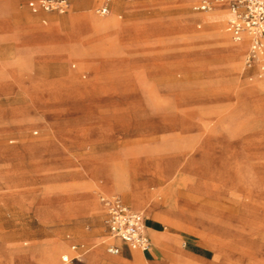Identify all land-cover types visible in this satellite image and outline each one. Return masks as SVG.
<instances>
[{
  "label": "rangeland",
  "instance_id": "rangeland-1",
  "mask_svg": "<svg viewBox=\"0 0 264 264\" xmlns=\"http://www.w3.org/2000/svg\"><path fill=\"white\" fill-rule=\"evenodd\" d=\"M13 1L28 11L26 0H0V264H16L35 239L63 241L59 263L70 243L87 251L84 261L94 250L109 255L106 244L119 241L106 237L100 197L112 195L143 215L151 237L156 260L125 245L132 264H192L191 252L205 264H264V70L246 65L247 50L218 44L225 22L204 29L199 17L213 9L116 0L114 32L71 20L74 37L48 38L59 31L52 18L88 10L107 18L102 1L67 0L65 13L40 11V37L31 33L27 51L12 52ZM59 61L69 68L62 77L39 73ZM87 164L144 183L151 206L128 203L106 178H90ZM74 199L79 207L67 215ZM218 244L229 253L218 255Z\"/></svg>",
  "mask_w": 264,
  "mask_h": 264
},
{
  "label": "crops",
  "instance_id": "crops-1",
  "mask_svg": "<svg viewBox=\"0 0 264 264\" xmlns=\"http://www.w3.org/2000/svg\"><path fill=\"white\" fill-rule=\"evenodd\" d=\"M29 1L30 0H26V7H27L29 12L26 9H24V8L23 9L19 8L17 1H13L8 7H6V12H7V14L9 13V18L11 19V25H12V29H11V33L10 34L12 35V39H14V41H17V42H12V44L8 45L10 47V51H12V52H15L17 50H19V51H27V48L25 47L24 41L31 36V33H33V35H36L37 37H40V33H39V27L40 26H38V19H39L38 13L40 11H42V10L33 11L29 7V4H28ZM101 1L104 3V0H101ZM103 3H102V5H103ZM80 4L89 5L88 3H86V0H80ZM119 6H120L119 2L116 3V0H113V6H112V10H111V11H113V15H116L115 8H117ZM110 7H111V3L109 4V8ZM109 14H110V11H109ZM109 14L107 16H104V17H108ZM72 17L75 18V19L76 18L82 19L83 15L74 13L73 15H71V16L68 15V16H66V17H64L62 19H60V18H52L51 21L53 22V25L58 26L59 31L58 32H54V31L51 32L50 31V33H49V35L47 37L50 38L53 35L54 36L56 35L58 38H60V37L62 38L63 36H66L68 38H72V36L74 37V35H76V33L73 31V28H72L71 23H70L71 20H72ZM227 17H228V14H227ZM76 21H74V22H76ZM64 22H65L66 25H68L69 28H68V31L66 33L62 34L61 33L62 32L61 25ZM78 22H81V21L78 20ZM83 23H84L85 27L88 26V23H85V22H83ZM172 24H174V22H172ZM225 25H226V29L225 30H226V33H227L228 31H227L226 20H225ZM217 38H218V44L221 45V41L220 40H222V35L218 34ZM249 45H250V39L248 40V45H247L248 48H249ZM247 53H248V50H247L246 54ZM253 67H257V65H254ZM68 69L69 68H68L67 64L65 62H63V61H59L57 63H51V64H48V65L40 66L38 68V70H40L39 73L41 75H45V76L52 75V76H56V77H62L63 74ZM106 166L104 164H102V165H96V164L95 165H90V164H87V166H86V174L90 178L94 177V175L95 176H100L101 175V177L106 178L108 180V183L110 184V188L112 189V184H113L112 168L109 167L107 169ZM140 183L144 187L147 188L146 189V197L147 198L148 197H152L153 198L151 191L148 190V187L145 186L144 183H142V182H140ZM123 194H124L125 197H127L126 196L127 193H123ZM139 194H140V192L138 193V192L134 191V197L135 198ZM127 201H128V199H127ZM128 203H129V201H128ZM125 204L129 208H131L130 204L129 205L127 203H125ZM154 204L157 207H163L162 205L159 204V200L155 201ZM94 206H95L96 209L99 210V206L97 205V203H94ZM37 207H44V206L43 205H38ZM66 207H69L67 215H70V212H71V214H73L74 211H75V207H79V206L76 204V200L74 199L73 203L68 205V206H66ZM173 207H176V205L173 206ZM132 210H135V209H132ZM173 210L170 212V214L173 215L174 217H177L176 214H175L176 212H174ZM135 211H137V210H135ZM38 215L41 218H43L42 217L43 215L41 213H39ZM103 215H104V210H103ZM155 223H159V222L155 221V222H153L151 224L152 228L155 231H157V232H165V231H161V230L155 229L154 226H153ZM105 229H106V227H105ZM163 229H165V228H163ZM106 231H107V229H106ZM146 232H147L148 238L150 240V245H151L152 241H151V237H150V234H149V231H148L147 228H146ZM106 237L109 238V239H112L114 241H119L118 244H115V243L106 244L105 251L109 255H106V254L102 253L100 250H94V251L89 252L87 254L86 260L84 261L82 257L87 251L86 252L82 251L79 248V245L76 244V243H70L68 245V250L65 253L61 254L60 263L57 261V254L59 253V251L63 250V248H64L63 247V244H64L63 241L53 240V241L46 242V241H43L42 239H35L37 241H33L32 242L33 243V247H31L33 249V251L31 249L22 248V249H20V251H18L16 253V258H15L16 264H75V263H77V262H73V261L72 262H66V263L62 262V256L65 255V254L69 255L70 257H73L76 254H80L81 255V260H82V262H80V263H85V264H132V262L135 261V260H133V258L130 257L129 252H128L126 246H125V245H127L125 242L121 241L120 239H116V238L110 237L108 232H107V236ZM66 238L70 239L69 236H67ZM174 239L175 238L172 237V236L169 237V242L173 244L172 240H174ZM4 243L8 244V243H16V242L7 240ZM71 245H76L77 246V251L76 252L71 250ZM171 245H169V247ZM109 247H116L118 249V253L117 254H112V253L108 252V248ZM127 247L131 251H134V252L138 251L141 254L144 253V252H148L149 256H150V261L156 260L153 252L150 251V248H151L150 246H149V248L146 251H141V250H138V249H132L129 245H127ZM222 249L223 248L221 247V245L218 244L217 245V254L218 255H221V254L222 255H227L229 253L225 249H224V251ZM0 251H2V250H0ZM194 254L195 253L191 252L186 257L189 261L193 262L192 264H195V260H197L196 264H205V262L207 260H209V258L206 257V256H203V255L198 254V253H196V255H194ZM6 260L9 261L8 258ZM210 260L213 261L212 258ZM155 264H163V263L162 262H158V263H155Z\"/></svg>",
  "mask_w": 264,
  "mask_h": 264
},
{
  "label": "built area",
  "instance_id": "built-area-1",
  "mask_svg": "<svg viewBox=\"0 0 264 264\" xmlns=\"http://www.w3.org/2000/svg\"><path fill=\"white\" fill-rule=\"evenodd\" d=\"M111 0H104L98 9L100 15L110 11ZM29 7L33 11L65 13L68 10L67 0H30ZM222 8L228 12L226 18L227 31L235 41H240L243 35L250 38V46L245 58L247 66L257 65L264 70V0H195L192 5L194 12L205 13L213 8ZM100 202L104 208V224L110 237L120 239L132 249L146 251L150 246L143 215L129 208L118 196H101ZM76 252L77 246L71 245ZM108 252L117 254L116 247H109ZM82 262L81 255L73 257L65 254L62 262Z\"/></svg>",
  "mask_w": 264,
  "mask_h": 264
},
{
  "label": "bare ground",
  "instance_id": "bare-ground-1",
  "mask_svg": "<svg viewBox=\"0 0 264 264\" xmlns=\"http://www.w3.org/2000/svg\"><path fill=\"white\" fill-rule=\"evenodd\" d=\"M187 1H190V0H187ZM193 1H195V0H193ZM99 2H101V0H86V3H88V4L89 3L94 4V3H99ZM111 13H112L111 17H107L103 20H97V19H93L91 17V10H89V11H86L84 14H80V15H83L82 19H80V18L75 19L72 17V20H74V21L77 20L76 23L78 22V20H80L81 22H78V23L81 26H84L83 22L88 23V26L86 28L90 29L89 30L90 32L92 31V32L105 33V32H109V31L117 30L120 27L119 23L114 18L115 16L113 15V11H111ZM73 14L74 13H71V14H69V16H71ZM227 14H228V12H225V10H223L219 7H216V8H213L212 13L200 16V18L204 24V29H209V30H212L213 32H218L219 29L222 28L223 22H225V20L227 18ZM184 31H187L186 25L184 27ZM205 31H207V30H205ZM210 34H212V33L210 32ZM243 37H242L243 39H241L240 41H233V40H231L230 36H228V34H226V35L222 36V40H220V41L223 45L229 46L230 51H232L234 54H239L240 52L249 50L247 45H248V40L250 38L247 35H243ZM221 50H222V48H221ZM227 51H229V50H227ZM254 87L256 88V86H253V88ZM112 177H113L112 189L117 188L118 190H121L124 193L129 192L126 194L129 203L133 204L134 206L139 205V206H141V208H142V206L143 207L144 206H151L149 204V202L151 201L152 197H148V198L146 197V189L147 188L144 187L140 182L132 181V179H130V178H124L120 174V171H117L113 168H112ZM134 191L138 192V193L140 192V194L137 195L136 198L134 197ZM112 196H114V195H112ZM164 202H167V199H164ZM161 203H163V201ZM168 209H171V207H169ZM133 253L136 257L139 256L138 254H136V252L133 251ZM141 255L143 257V254H141Z\"/></svg>",
  "mask_w": 264,
  "mask_h": 264
}]
</instances>
